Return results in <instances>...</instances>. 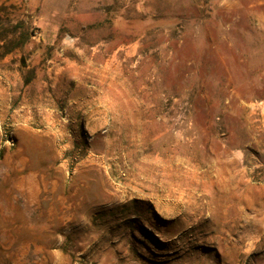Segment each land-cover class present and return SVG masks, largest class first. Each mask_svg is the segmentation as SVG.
<instances>
[{"label": "rangeland", "instance_id": "obj_1", "mask_svg": "<svg viewBox=\"0 0 264 264\" xmlns=\"http://www.w3.org/2000/svg\"><path fill=\"white\" fill-rule=\"evenodd\" d=\"M262 217L264 0H0V264H264Z\"/></svg>", "mask_w": 264, "mask_h": 264}, {"label": "crops", "instance_id": "obj_2", "mask_svg": "<svg viewBox=\"0 0 264 264\" xmlns=\"http://www.w3.org/2000/svg\"><path fill=\"white\" fill-rule=\"evenodd\" d=\"M250 187V186H249ZM247 196V195H246ZM246 196H243V197H246ZM249 198H250V196H249ZM249 209H253V208H255L256 209V211H255V216H254V220H255V223L257 224L258 223V216H257V206L256 205H251V204H249ZM261 224H263L264 225V220H263V217L261 218ZM75 264H77V263H75Z\"/></svg>", "mask_w": 264, "mask_h": 264}, {"label": "built area", "instance_id": "obj_3", "mask_svg": "<svg viewBox=\"0 0 264 264\" xmlns=\"http://www.w3.org/2000/svg\"><path fill=\"white\" fill-rule=\"evenodd\" d=\"M8 143H9V145L14 146V142H12V143L11 142H8Z\"/></svg>", "mask_w": 264, "mask_h": 264}]
</instances>
